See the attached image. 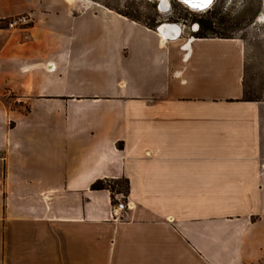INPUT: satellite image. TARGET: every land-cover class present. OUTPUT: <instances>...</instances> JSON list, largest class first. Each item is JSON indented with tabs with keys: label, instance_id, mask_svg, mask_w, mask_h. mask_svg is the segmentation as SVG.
Here are the masks:
<instances>
[{
	"label": "crops",
	"instance_id": "crops-1",
	"mask_svg": "<svg viewBox=\"0 0 264 264\" xmlns=\"http://www.w3.org/2000/svg\"><path fill=\"white\" fill-rule=\"evenodd\" d=\"M0 10L31 19L0 26V264H264V101L243 99L240 39L78 0ZM98 179L127 180L120 218Z\"/></svg>",
	"mask_w": 264,
	"mask_h": 264
},
{
	"label": "rangeland",
	"instance_id": "rangeland-1",
	"mask_svg": "<svg viewBox=\"0 0 264 264\" xmlns=\"http://www.w3.org/2000/svg\"><path fill=\"white\" fill-rule=\"evenodd\" d=\"M11 1L0 0V9L6 8ZM33 1L21 0V4ZM78 1L101 4L143 24H151L153 29L166 22L195 35L191 29L194 23L199 27L200 21L211 22L214 30L236 37L244 44L243 98L264 101V0H217L220 9L213 13L207 12L212 4L204 10H193L178 0H165L166 6L163 0ZM16 15L0 19V26L8 28L7 21Z\"/></svg>",
	"mask_w": 264,
	"mask_h": 264
},
{
	"label": "trees",
	"instance_id": "trees-1",
	"mask_svg": "<svg viewBox=\"0 0 264 264\" xmlns=\"http://www.w3.org/2000/svg\"><path fill=\"white\" fill-rule=\"evenodd\" d=\"M219 9H220V4L217 3V0H216L214 1V3H212V6L210 7V9L207 10V12L213 13V12H216L217 10L219 11ZM145 25L153 29V25L151 24H145ZM195 35L197 37H222V38L233 37V36L227 35L222 32H217L216 30H214L211 22L209 23V22H203V21L199 22V27ZM243 99L253 100V99H246V98H243ZM90 188L91 189H108L111 195L112 193L117 192V193H122L125 196L128 191V183L126 179H114V180L98 179L90 185Z\"/></svg>",
	"mask_w": 264,
	"mask_h": 264
},
{
	"label": "built area",
	"instance_id": "built-area-1",
	"mask_svg": "<svg viewBox=\"0 0 264 264\" xmlns=\"http://www.w3.org/2000/svg\"><path fill=\"white\" fill-rule=\"evenodd\" d=\"M30 15L27 14H18L16 16H13L7 21V27L12 29H23L28 26L30 23ZM161 25V24H160ZM156 27L158 30L159 26ZM192 32H197L198 30V24L194 23L191 27ZM193 38V36H190L188 39ZM121 197L117 200L116 203L112 205L111 208V215L114 217V219L120 218L121 212L125 210L127 207V202L125 201V196L123 194H120Z\"/></svg>",
	"mask_w": 264,
	"mask_h": 264
},
{
	"label": "bare ground",
	"instance_id": "bare-ground-1",
	"mask_svg": "<svg viewBox=\"0 0 264 264\" xmlns=\"http://www.w3.org/2000/svg\"><path fill=\"white\" fill-rule=\"evenodd\" d=\"M179 2L185 4L186 6H188L190 9L193 10H199L198 7L203 8L206 6H209V4L213 3L214 0H178ZM163 6H166V2L165 0H163ZM209 8V7H208ZM179 25L177 24H171V23H166L164 22L161 26H160V33L162 34H166L169 32V30H174L175 32L178 31Z\"/></svg>",
	"mask_w": 264,
	"mask_h": 264
},
{
	"label": "water",
	"instance_id": "water-1",
	"mask_svg": "<svg viewBox=\"0 0 264 264\" xmlns=\"http://www.w3.org/2000/svg\"><path fill=\"white\" fill-rule=\"evenodd\" d=\"M210 5H211V3L209 4V6ZM209 6H206V7H203V8L198 7V8H199V10H204V9L208 8Z\"/></svg>",
	"mask_w": 264,
	"mask_h": 264
}]
</instances>
